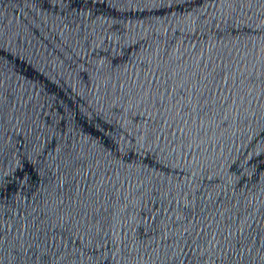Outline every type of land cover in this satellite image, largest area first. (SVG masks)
<instances>
[{"label":"water","instance_id":"obj_1","mask_svg":"<svg viewBox=\"0 0 264 264\" xmlns=\"http://www.w3.org/2000/svg\"><path fill=\"white\" fill-rule=\"evenodd\" d=\"M0 264H264V0H0Z\"/></svg>","mask_w":264,"mask_h":264}]
</instances>
